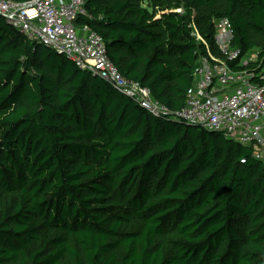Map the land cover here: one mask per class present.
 Returning <instances> with one entry per match:
<instances>
[{
  "label": "trees",
  "instance_id": "trees-1",
  "mask_svg": "<svg viewBox=\"0 0 264 264\" xmlns=\"http://www.w3.org/2000/svg\"><path fill=\"white\" fill-rule=\"evenodd\" d=\"M147 3L88 0L92 19L76 24L171 111L207 52L222 57L214 21H229L233 48L264 56V0ZM253 153L151 116L0 17V264H264Z\"/></svg>",
  "mask_w": 264,
  "mask_h": 264
},
{
  "label": "built area",
  "instance_id": "built-area-1",
  "mask_svg": "<svg viewBox=\"0 0 264 264\" xmlns=\"http://www.w3.org/2000/svg\"><path fill=\"white\" fill-rule=\"evenodd\" d=\"M87 2L31 0L20 4L0 0V17L27 39L104 80L151 116L222 133L228 140L252 147L255 160L264 162V56L258 51L242 54L233 48V31L227 19L213 22L215 43L222 57L207 52L192 74L184 107L171 111L156 101L147 88L118 72L97 33L76 24L80 18L92 19L86 10ZM193 35L201 40L196 33ZM231 63L235 68L230 67Z\"/></svg>",
  "mask_w": 264,
  "mask_h": 264
},
{
  "label": "rangeland",
  "instance_id": "rangeland-1",
  "mask_svg": "<svg viewBox=\"0 0 264 264\" xmlns=\"http://www.w3.org/2000/svg\"><path fill=\"white\" fill-rule=\"evenodd\" d=\"M143 6L144 7H147V0H143ZM256 52V50H252V51H250V53H255Z\"/></svg>",
  "mask_w": 264,
  "mask_h": 264
},
{
  "label": "crops",
  "instance_id": "crops-1",
  "mask_svg": "<svg viewBox=\"0 0 264 264\" xmlns=\"http://www.w3.org/2000/svg\"><path fill=\"white\" fill-rule=\"evenodd\" d=\"M148 1V0H147ZM148 4V3H147ZM144 7V6H143Z\"/></svg>",
  "mask_w": 264,
  "mask_h": 264
}]
</instances>
